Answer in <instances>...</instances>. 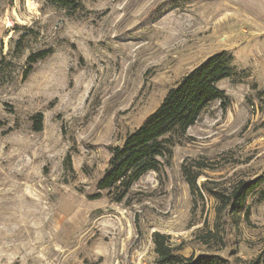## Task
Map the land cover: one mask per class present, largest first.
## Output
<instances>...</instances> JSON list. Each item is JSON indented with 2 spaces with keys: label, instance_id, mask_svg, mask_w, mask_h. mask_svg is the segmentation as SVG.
Wrapping results in <instances>:
<instances>
[{
  "label": "rangeland",
  "instance_id": "obj_1",
  "mask_svg": "<svg viewBox=\"0 0 264 264\" xmlns=\"http://www.w3.org/2000/svg\"><path fill=\"white\" fill-rule=\"evenodd\" d=\"M48 50L26 76L29 58ZM225 51L238 67L220 84L229 109L212 103L125 197L100 190L112 149ZM258 178L264 0H82L76 11L0 0V264H158L156 232L184 257L264 264V184L247 201L249 221L219 215L206 191Z\"/></svg>",
  "mask_w": 264,
  "mask_h": 264
},
{
  "label": "trees",
  "instance_id": "obj_2",
  "mask_svg": "<svg viewBox=\"0 0 264 264\" xmlns=\"http://www.w3.org/2000/svg\"><path fill=\"white\" fill-rule=\"evenodd\" d=\"M41 1L60 9L73 11L80 8L82 4V0ZM49 55V50L33 54L28 60L26 76L32 72L36 63L45 60ZM237 76L238 67L235 64V58L226 51L210 56L184 76L178 85L167 92L161 105L139 129L128 134L122 146L112 149L108 169L99 180L98 188L104 191L119 188L122 191L121 196L125 197L133 184L141 177L159 171L161 159H169L173 156L172 152L178 144V138H183L190 128L197 125L200 116L212 103L220 102L224 112L229 109L231 99L225 91L220 89V84L226 80H235ZM43 122V114L35 116L33 119L35 132L44 130ZM197 168L207 167L206 164L198 162ZM183 169L192 190L202 197L197 183L200 175L195 176L193 169L186 165ZM263 184V179L258 178L252 181H241L224 193L213 192L207 188L206 191L218 201L219 215L228 213V216L237 217L245 213L249 221L251 211L247 201L250 195L256 193ZM152 242L155 245L158 264H226L220 256L184 257L169 243V237L161 232L153 235Z\"/></svg>",
  "mask_w": 264,
  "mask_h": 264
}]
</instances>
